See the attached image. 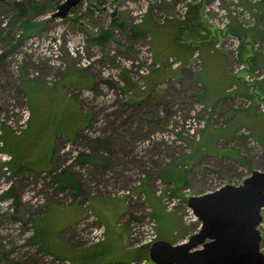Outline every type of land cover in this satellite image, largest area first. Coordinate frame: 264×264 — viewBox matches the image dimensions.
Returning a JSON list of instances; mask_svg holds the SVG:
<instances>
[{
  "label": "rangeland",
  "instance_id": "rangeland-1",
  "mask_svg": "<svg viewBox=\"0 0 264 264\" xmlns=\"http://www.w3.org/2000/svg\"><path fill=\"white\" fill-rule=\"evenodd\" d=\"M61 1L0 0V264H153L143 242L145 225L153 223L155 239L171 242L170 216L157 210L151 213L155 221L137 186L144 182L164 211L179 217L184 239L199 226L185 216L186 198L239 183L250 172L227 170L208 157L190 163L213 152V106L195 97L212 100L216 90L205 85L199 93L195 81L190 88L185 83L200 68L204 39L226 52L233 76L251 86L264 79L257 78L264 72V0H83L64 18H52ZM16 2L26 7L24 14ZM216 5L226 11L221 27L216 24L224 15L206 9ZM102 30H110V39L100 46L93 38ZM133 30L138 31L134 39ZM183 49L190 55L186 61L180 57ZM77 72L90 75V88L67 85ZM79 75L75 80L82 82ZM244 75L248 80L240 78ZM32 82L51 92L63 85L93 111L92 121L73 140L57 134L69 127L73 113L68 108L53 112L48 126L42 120L45 93L42 99L36 87L29 95ZM263 101L257 103L261 112ZM96 137L107 140L109 151L94 147ZM80 153L108 162L105 167L80 164L75 161ZM63 171L77 179L82 194L58 189L52 176ZM160 171L165 176L184 171L182 188L174 192L159 178ZM103 194L124 202L131 261H114L123 251L112 232L99 242L105 228L96 216L100 202L93 197ZM73 204L80 205L72 218L65 210ZM112 207L114 202L102 204L103 210ZM45 210L34 218L40 252L29 241L31 218ZM259 230L264 253V230Z\"/></svg>",
  "mask_w": 264,
  "mask_h": 264
},
{
  "label": "crops",
  "instance_id": "crops-1",
  "mask_svg": "<svg viewBox=\"0 0 264 264\" xmlns=\"http://www.w3.org/2000/svg\"><path fill=\"white\" fill-rule=\"evenodd\" d=\"M200 46V49H203L201 52V50L197 48L201 58L200 68L193 74V79L190 81L187 80L185 84L186 87L190 88L192 87L191 81H195V83L201 87L199 93L203 92V87H205V85H207L206 87L209 90H216L212 94V100L204 99L203 101H198L213 106L214 112L212 116L215 117V121L213 120L211 124L215 131L213 138L214 149H212L213 152L208 155L194 157L190 160V163L192 164L200 158L208 157L214 159V162L218 165H223L227 170H233L236 167L247 170L262 169V165H264V112L258 110L257 103L261 98H264V79L260 81L257 86H243L244 84L242 85V83H239L240 81L237 82L234 80L226 52L213 49V47L206 42H203ZM181 55L180 57L183 61L190 58V55L188 56V52L184 49ZM79 74L80 72L69 75L70 83L67 85H71L77 89L90 88L92 85L90 75L84 73L85 76H81ZM78 75L79 77H83L82 82L75 80H79V78L76 77ZM29 86L33 87L29 95L33 94L36 87L40 88L42 99L45 93L44 99L48 103L44 101L47 104L44 103L43 105L42 120H45L48 126L52 123L53 112H58L61 108H68L72 111L74 117L69 127L63 130H57V134L66 135L70 140H73L76 138L79 131L84 129L92 121L93 111L89 108H83L77 97L67 93L63 85L57 86L55 92L54 90L51 92V90L44 85L37 86V84L33 82L30 83ZM27 128L28 124L24 131ZM241 128L246 129L248 133L245 134L241 132ZM55 135L51 139L50 136L48 137V141L50 139L52 144ZM48 141H46L45 146L48 144ZM217 147H221L222 151L215 150L218 149ZM254 156L257 157L255 158ZM135 191L144 193V201L150 208V214L160 210L165 215L167 214L170 216V232L174 237L173 235L168 236L172 237L171 242L180 241L184 237L183 232L185 228L179 217L173 212L168 213L164 211L160 199L147 188L144 182L137 186ZM103 195H94L93 197V199H98L100 202L101 212L99 215L96 213V216L105 228V238L102 242H105L109 232H112L116 240L121 241V249L123 251V255L119 258H115L114 261H131L134 251L128 248V229L122 220L126 215L124 202L120 197L111 200L107 194H105L106 197ZM91 198L92 197H90L88 201V205L91 203ZM105 202H114L116 207H112L108 211L107 209L103 210L102 204ZM73 205L74 206H71L68 210H65L69 214L68 216L72 218L75 217L73 213L78 212L80 204ZM85 205H87V203ZM151 216L156 217L154 214H151ZM80 218L76 219L78 220Z\"/></svg>",
  "mask_w": 264,
  "mask_h": 264
},
{
  "label": "water",
  "instance_id": "water-1",
  "mask_svg": "<svg viewBox=\"0 0 264 264\" xmlns=\"http://www.w3.org/2000/svg\"><path fill=\"white\" fill-rule=\"evenodd\" d=\"M83 0H62L51 13L64 18ZM186 207L199 226L180 241L156 238L147 244L153 264H264L259 230L264 209V169H252L239 183L192 194Z\"/></svg>",
  "mask_w": 264,
  "mask_h": 264
},
{
  "label": "trees",
  "instance_id": "trees-1",
  "mask_svg": "<svg viewBox=\"0 0 264 264\" xmlns=\"http://www.w3.org/2000/svg\"><path fill=\"white\" fill-rule=\"evenodd\" d=\"M15 5H17L18 7V10H19V13H25V8L26 7H23L22 5L19 4V2H16ZM261 10V9H260ZM23 11V12H22ZM25 21L22 22V25L25 29V31L28 30V28L25 26ZM115 25H119L118 23L114 22ZM113 28V27H111ZM109 32L110 30H102L100 31L99 35L97 37H94L93 40H95L100 46H103L106 44V42L110 39V35H109ZM229 32V31H228ZM138 31L136 30H133V39L135 38V36L137 35ZM4 37L1 36V39H3ZM211 40V38H210ZM203 42H206L207 44H209L210 46L213 47V49H217L215 46V44L211 45V41H209V39H204V40H201ZM202 42V43H203ZM200 43V44H202ZM199 44V45H200ZM198 48V47H197ZM235 75V74H234ZM234 80L239 82V83H242L243 86H251L250 84H248L247 82H242L241 80H239L236 76H233ZM242 78V77H240ZM193 97H195V94L193 93L192 95ZM195 99L197 101H199V98L195 97ZM129 102H127L128 104ZM1 138V136H0ZM2 139L6 140L5 137H2ZM91 143L94 145L95 148L97 149H100V150H108V142L105 138H100V137H96V138H93L91 139ZM1 149L9 152L11 154V152L9 150H7L6 148L4 147H1ZM109 151V150H108ZM75 161L80 163V164H90V165H96V166H103L105 167V164H107V160L106 159H103L99 156H94V155H89V154H85V153H80L78 154L76 157H75ZM168 164V163H167ZM159 178L164 182V183H170L172 185V190L174 192H177L179 189L182 188L183 184H184V171L183 173L181 172V175L180 173H173L171 174L170 176L167 175H163L162 171H160V173L158 174ZM52 180L57 183V186H58V189L60 188H66V187H70L71 189L74 190V192L76 194L78 193H81V190H80V183L77 181V179L71 174V173H68L66 171H63V172H58L56 173L55 175L52 176ZM186 182V181H185ZM45 211H43L41 214H37L35 215L34 217L31 218V221H32V229H33V233L29 239V241L31 243H35L37 245V248L40 252H42V245L39 243V237L37 235V226L35 225V219H37V216L38 215H43V213H45ZM154 218V216H151ZM35 218V219H34ZM155 221H156V217L154 218ZM104 240V239H103ZM103 240H100L99 242L101 243ZM99 242L97 243H94L93 245H97L99 244ZM92 245V246H93ZM93 250V252L91 254H95L97 253L98 251L100 252V250ZM95 252V253H94Z\"/></svg>",
  "mask_w": 264,
  "mask_h": 264
},
{
  "label": "built area",
  "instance_id": "built-area-1",
  "mask_svg": "<svg viewBox=\"0 0 264 264\" xmlns=\"http://www.w3.org/2000/svg\"><path fill=\"white\" fill-rule=\"evenodd\" d=\"M215 4H218V2H216ZM206 9L208 10V11H210V13H217L218 15H220V16H223L224 15V20H223V22L220 24V25H218V24H216V26H218V27H221L223 24L225 25L226 23H227V16H226V11H225V9H223L222 7H218L217 5L215 6V7H206ZM223 25V26H224ZM216 45L218 46V42L216 43ZM236 51V50H235ZM236 53H237V51H236ZM234 54H235V52H234ZM236 55V54H235ZM240 65H242V64H240ZM239 69H241L240 67H239ZM238 72V70H235V74ZM239 73V72H238ZM257 73H258V71H255V75H257ZM234 74V73H233ZM264 76V72H262V73H260V74H258L257 75V78L258 79H261L262 77ZM244 80H248V78H249V75H247V76H243L242 77ZM260 105V108L262 109V111H264V101L261 103V104H259ZM240 131L241 132H243V133H247V131L245 130V129H240ZM171 205H173V202H171L170 203ZM186 212V214H185V216H186V218H189V220L191 221V222H193V223H195V222H197V219H196V217H195V215L192 213V211L187 207L186 208V210H185ZM184 216V217H185ZM151 218V217H150ZM152 225H153V223H149L148 225H145L148 229H146L147 231V237H145V234L143 233V236H144V243H146V244H149V243H151L154 239H155V233H154V230L152 229ZM259 227L260 228H262L263 230H264V215L261 213V221H260V224H259ZM103 232V231H102ZM99 239H97L96 241H98Z\"/></svg>",
  "mask_w": 264,
  "mask_h": 264
}]
</instances>
